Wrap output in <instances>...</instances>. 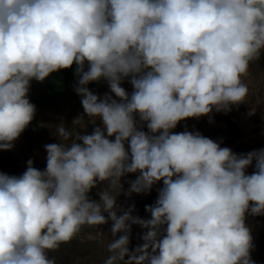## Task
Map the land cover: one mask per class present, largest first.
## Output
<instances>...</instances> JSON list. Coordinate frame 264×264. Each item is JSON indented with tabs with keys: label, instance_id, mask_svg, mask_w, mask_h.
I'll use <instances>...</instances> for the list:
<instances>
[{
	"label": "clouds",
	"instance_id": "1",
	"mask_svg": "<svg viewBox=\"0 0 264 264\" xmlns=\"http://www.w3.org/2000/svg\"><path fill=\"white\" fill-rule=\"evenodd\" d=\"M262 52L264 0H0V151L34 119L33 80L75 66L84 112L56 126L44 170L0 172V264H55L50 252L109 221L103 264H254L246 219L264 216V149L174 130L243 104ZM102 81L101 97L89 85ZM85 117L92 131L74 134ZM161 183L148 219L117 203Z\"/></svg>",
	"mask_w": 264,
	"mask_h": 264
},
{
	"label": "rangeland",
	"instance_id": "2",
	"mask_svg": "<svg viewBox=\"0 0 264 264\" xmlns=\"http://www.w3.org/2000/svg\"><path fill=\"white\" fill-rule=\"evenodd\" d=\"M34 81V80H33ZM31 81L28 98L39 97L43 89L39 88ZM243 83L248 88V95L243 104L233 106L231 111L217 113L215 110L211 114V123L208 116L199 119H189L182 121L175 132L185 130L199 132L201 135L221 144V147L230 148L235 154H246L253 150L264 149V52L259 59L250 63L248 73L242 78ZM75 83L64 95L57 98L46 106L36 110L31 124L14 142L10 151H0V172L9 176H20L27 168L28 160L33 161V166L39 170L46 167L45 145L58 143V138L54 135L56 126L64 124L71 129L73 121L84 114L81 99L74 91ZM129 93L132 91L131 85L125 81L122 84ZM90 90L103 96L109 91L106 82L93 83L89 85ZM84 127L77 126L74 134L92 131V125L85 117ZM146 130V129H145ZM254 167L247 169L251 174ZM135 175L130 174L121 180L123 190H128L129 180H134ZM157 185L148 194H132L131 197L120 195L117 203L122 208L135 206L133 215L148 219L149 214L145 211L146 205L154 204L157 199ZM97 190L90 194L93 199H98ZM247 225L252 230L253 250L251 258L254 264H264V216H248ZM111 222L102 226L100 231L105 234L99 236V229L84 227L80 233L70 242L62 244L57 250L50 252L49 257L54 259L55 264H103L108 255L107 244L111 239ZM142 230L138 226L132 227L130 248H135L142 243L140 236Z\"/></svg>",
	"mask_w": 264,
	"mask_h": 264
},
{
	"label": "trees",
	"instance_id": "3",
	"mask_svg": "<svg viewBox=\"0 0 264 264\" xmlns=\"http://www.w3.org/2000/svg\"><path fill=\"white\" fill-rule=\"evenodd\" d=\"M35 85L43 89L42 95L34 97L30 102L35 105L36 110L46 106L57 98L64 95L75 83V66L69 70H61L52 74L44 82L33 81Z\"/></svg>",
	"mask_w": 264,
	"mask_h": 264
}]
</instances>
